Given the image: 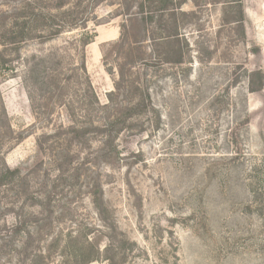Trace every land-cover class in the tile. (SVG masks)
I'll use <instances>...</instances> for the list:
<instances>
[{"label": "rangeland", "instance_id": "obj_1", "mask_svg": "<svg viewBox=\"0 0 264 264\" xmlns=\"http://www.w3.org/2000/svg\"><path fill=\"white\" fill-rule=\"evenodd\" d=\"M231 1L187 0L175 47L143 40L138 24L128 41L145 48L117 55L128 19L115 0L84 1L74 7L77 28L15 52L5 44L27 0H0V168L20 171L0 188V264H107V247L118 264H264V0ZM81 37L92 40L87 73L102 105L118 56L151 95L108 159L99 136L76 147L67 131L81 121L74 86L82 77L58 85L76 73L72 46ZM179 48L183 63L164 61ZM66 51L73 59L61 60L64 71L45 63ZM2 59L15 60V71ZM44 66L57 85L44 80ZM100 191L101 213L93 203ZM97 249L101 258L90 261Z\"/></svg>", "mask_w": 264, "mask_h": 264}, {"label": "trees", "instance_id": "obj_2", "mask_svg": "<svg viewBox=\"0 0 264 264\" xmlns=\"http://www.w3.org/2000/svg\"><path fill=\"white\" fill-rule=\"evenodd\" d=\"M86 0H27L25 4L21 7L22 12L16 16V22L10 29L11 39L7 40L5 45H10L14 48V52L19 50L22 43L27 42L29 39L34 37L42 40V43L52 41L55 38L60 37L66 30H73L77 28V24H74L73 17L75 14L76 6H80ZM89 4L96 7L108 0H88ZM119 5L117 10V15L126 17L127 24L123 25V35L121 41L115 45L118 49V54L124 51L131 52L133 46L138 47V49L145 48L143 43L128 41L131 40V36L136 26L140 24V33H143V40H162L168 46H174L178 42L182 33L180 23L185 12H182L183 5L187 0H115ZM229 3H239V0L231 1ZM70 5V6H68ZM47 6H49L47 8ZM68 8L66 9V7ZM21 14V16H20ZM20 20V22L18 21ZM88 20L83 22V27H86ZM155 24L158 32H152L151 28ZM151 27V28H150ZM176 40V41H173ZM74 45L72 50L76 55L78 60L76 73L73 71V75H69L64 84L58 85L59 89L68 88L71 85L72 77H82V81L76 78V86L78 91L80 90L82 97V105L79 107L80 120L71 124L68 128V134L72 139L73 143H76V147L88 146L87 143L90 141V136L97 135L100 138V151L98 153L103 155V158H112L118 155V144L117 139L121 134L127 122L140 117L146 111H148L151 104V95L146 86H142L135 81L128 79L125 63L121 64V58L114 61L116 62L114 70H116L117 75L115 77V89L108 94V103L102 105L95 93L93 85L87 73L86 66V55L85 49L92 42L89 38L81 37L80 40H74ZM164 43V42H163ZM142 46V47H139ZM120 50V51H119ZM69 51H66V55H63L59 59L56 56L50 59H45V63H50L57 69L64 71V66L61 60L69 57L73 59ZM128 54V53H127ZM183 52L182 49L174 51L175 61L173 59H166L165 62L168 63H183ZM3 58V57H2ZM108 61V57L105 56ZM129 58V54L125 57ZM15 60H3L2 63L7 66V70L15 71ZM134 63V62H132ZM126 69V70H125ZM29 75L33 76L36 73V67L30 66ZM44 80L53 81V84L57 85L56 75L52 74L50 67L44 66L43 68ZM53 79V80H52ZM47 82L48 84H50ZM37 85V79H35L34 86ZM123 97L124 102L118 103L117 100ZM73 106L69 105L67 111L70 110L72 115H75L72 111ZM69 112V113H70ZM97 115V116H96ZM97 117V118H96ZM45 135V134H44ZM70 156L65 158L64 162L58 164L57 172L58 176L53 181V189L57 190L56 183H58L64 177V167L71 163ZM77 167L75 170H78ZM19 170H11L9 167L4 165L0 168V188L15 181L19 175ZM55 191H51L47 196L49 204ZM93 203L97 208V211L101 213L103 205V195L102 192L98 194L95 192L93 194ZM35 197L32 196L31 201H36ZM50 214L52 212L49 209ZM111 247L105 249L103 254V259L107 264H118L114 256L110 255ZM101 258V253L97 249L95 251V256H92L90 261H99Z\"/></svg>", "mask_w": 264, "mask_h": 264}]
</instances>
